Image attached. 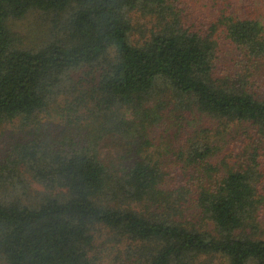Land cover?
I'll list each match as a JSON object with an SVG mask.
<instances>
[{"label": "trees", "instance_id": "trees-1", "mask_svg": "<svg viewBox=\"0 0 264 264\" xmlns=\"http://www.w3.org/2000/svg\"><path fill=\"white\" fill-rule=\"evenodd\" d=\"M6 124L0 264H264V0H0Z\"/></svg>", "mask_w": 264, "mask_h": 264}, {"label": "rangeland", "instance_id": "rangeland-1", "mask_svg": "<svg viewBox=\"0 0 264 264\" xmlns=\"http://www.w3.org/2000/svg\"><path fill=\"white\" fill-rule=\"evenodd\" d=\"M13 28L22 35L23 41L25 42L26 45H31L33 43L38 42V40H40V38L44 33L45 25H43V23L39 21L38 14L34 12L27 14L25 17L21 19L14 20ZM169 109L170 107H168V111ZM170 119L171 121L177 120V112H173V114L170 115ZM11 127H12L11 125H7V124L0 126V153L7 146L8 142L11 139H13L12 134L14 133V131L11 129ZM106 150H108V148L106 149L104 148V151ZM114 151H115L114 149L110 150L112 154Z\"/></svg>", "mask_w": 264, "mask_h": 264}]
</instances>
